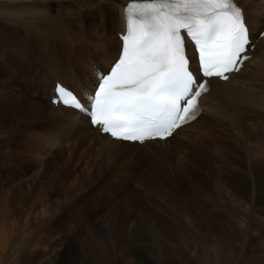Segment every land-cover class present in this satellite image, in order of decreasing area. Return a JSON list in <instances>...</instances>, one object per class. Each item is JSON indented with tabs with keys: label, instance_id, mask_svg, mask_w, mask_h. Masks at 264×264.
I'll use <instances>...</instances> for the list:
<instances>
[{
	"label": "rangeland",
	"instance_id": "1",
	"mask_svg": "<svg viewBox=\"0 0 264 264\" xmlns=\"http://www.w3.org/2000/svg\"><path fill=\"white\" fill-rule=\"evenodd\" d=\"M100 1L0 0V264H169L175 241L191 259L207 248L190 238L208 232L204 218L216 197L223 204L212 208L240 243L227 264H264V113L245 123L252 152L241 129L217 124L212 112L201 122L208 134L184 144L195 130L180 132L164 145V160L146 158L142 146L120 164L95 134H66L48 100L28 88L36 62L47 78L80 83L77 63L86 62L90 79L92 57L94 68L96 58L110 59L120 26ZM32 10L52 16L45 33L28 30ZM44 75H34L39 93Z\"/></svg>",
	"mask_w": 264,
	"mask_h": 264
},
{
	"label": "snow or ice",
	"instance_id": "2",
	"mask_svg": "<svg viewBox=\"0 0 264 264\" xmlns=\"http://www.w3.org/2000/svg\"><path fill=\"white\" fill-rule=\"evenodd\" d=\"M124 21L121 58L97 74L95 91L81 100L57 84L53 101L119 140L166 139L201 111L211 80L190 70L186 39L203 77L227 81L249 59L250 29L236 0H129Z\"/></svg>",
	"mask_w": 264,
	"mask_h": 264
},
{
	"label": "bare ground",
	"instance_id": "3",
	"mask_svg": "<svg viewBox=\"0 0 264 264\" xmlns=\"http://www.w3.org/2000/svg\"><path fill=\"white\" fill-rule=\"evenodd\" d=\"M127 1L128 0H101L99 2L102 6H106L107 8H109L110 12L114 14L113 15L114 20L117 18V25H119L121 29H123L124 26V5L126 4ZM237 1H239L244 6L247 20L251 26L253 34L256 36L258 31L261 30V28L264 26L263 25L264 2L260 0H237ZM28 16L29 19H33L31 23L27 24V27H29L28 30L30 31H32V29L38 30L39 31L38 34H40L41 32L45 33V31L43 30H47L46 28L47 24H53L52 16L50 14H45L43 11L32 10L29 12ZM111 40L113 42L112 56L111 57L109 56L110 59L108 60L99 57L98 60L96 58L95 64H96V70L98 69L97 74L99 71L103 72L104 70H106L118 53L119 46L121 44L120 40L113 36L111 37ZM257 47L259 49L256 51V54H254L252 59L248 60L245 63L244 68L241 69L238 73L233 74L227 81L221 82L218 81L217 79H212V84H213L212 91L208 95L204 96L205 102H207L208 98L212 100L209 108L213 111V113L216 114L215 120L217 121V124L227 120L231 123L232 128L241 129L238 131L241 132L243 138V139L241 138V140L246 141L245 143L248 146L246 149L247 153H249V151L254 147L251 144V141L254 138V132H251L249 125L248 127L245 128V123L247 122L246 120H248L250 117H253V115L257 113H264V38L258 41ZM94 58L95 57H92V61ZM92 61H90L89 65L91 66L92 72L94 74L95 68L93 67ZM86 67H87L86 62L83 61L80 64L77 63L75 69L76 72L79 71L80 74L82 75L81 80L79 79V81L82 82L83 85L89 82L88 83L89 88L83 90L82 88L77 87L78 86L77 83L79 82L75 81L76 85L73 82L75 89L82 95L83 99H85V93L92 92V89L94 88L96 82L98 81L97 74H94L95 77L92 74L90 79H88L89 76L87 77V72L85 73V71L87 70ZM83 68H86V70L85 69L83 70ZM248 70L250 73L245 76ZM55 79L60 81H65L68 85L69 82H71L62 75H60V78L55 76ZM44 80L47 81L46 78H44ZM56 80H53L54 81L53 84H55ZM46 87H48V83H46ZM50 90L48 91L49 93L48 98H50V94H51ZM220 101L221 103L226 105L225 106L221 105ZM50 106H51L49 107L51 112L50 117H55V119L60 120V122L62 121L60 123V126H62L63 129L66 128L65 129V131L67 132L66 134L71 135L73 132H76L77 130H80L79 132L85 131L84 137H87L91 134H95L94 136L98 139V144L106 145L105 150L107 152V157L110 158V160L114 159L116 161H120L121 162L120 164H124V163L126 164V162L131 161L130 157L132 150L141 148L142 146H146V158L147 155L153 153L154 155H156V159H159L160 161L164 160L165 156H167L166 152H169L168 149L164 148V145L170 142L171 140L175 139V136H177L180 132H185L187 130L191 131L193 129L195 130L193 134L190 133L191 135H187V138L181 140V142H183L184 144L193 143L192 139L195 137V135H196L195 138L199 139L208 134V132L205 131L202 132V130H200L204 126V124H201L203 118L202 115L194 123L179 128L170 138L166 140H152V141H147L144 144H138L136 142L135 143L124 142L121 140L111 139L107 134L99 133L98 131H96L97 129L91 127L87 116L85 117L84 114L72 108L57 107L55 109V106H53L52 104H50ZM228 112H230V114ZM65 113L67 114L74 113L79 118H75L73 116H67ZM80 118L84 119L87 125ZM85 127L87 128L85 129ZM214 129H216V127L213 126L208 131L211 133V131ZM87 130L89 131L88 133H86ZM96 132L98 134H96ZM120 147H124V148L121 149ZM159 151H161V153H159ZM253 156H255L254 151H253ZM138 157L139 155H137L136 157V164L138 163ZM128 158L130 159L128 160ZM216 204H217L216 206H221L223 203L216 197ZM216 206L213 203L212 207L218 209V207ZM212 207L211 209H209L208 212L209 216L207 218H204L208 226V232L205 233L203 236L205 240H203L204 238H202L197 241L195 237L193 238L189 237L190 239H194L193 242L195 243L192 244V246L195 245V247H197V243H199V245L203 247V242L205 241V245L207 244V248L204 247L203 251L201 252L198 248H195L192 251V256L194 258L196 257V262L194 261L195 263H193V261L191 260L193 259V257L189 259V254L187 255V250L185 249V245H182L179 241H175L174 243L176 244L177 249L174 248L175 249L174 250L175 252H173L174 257L167 259L169 264H201L205 262H206L205 264H207V262L209 264H227L232 262V259L235 255V250H233L232 247L233 246L235 247V244H238V242L237 240H233L230 237V235L227 234L225 226L222 223L224 216V215L222 216V212L221 213L216 212ZM202 208L204 207L201 206V209ZM207 209H208V203L205 204L203 213L204 211L206 213ZM220 225L224 227V229L221 228ZM219 233L223 234V237L219 236ZM201 254L203 256H201ZM202 257H205V262H203Z\"/></svg>",
	"mask_w": 264,
	"mask_h": 264
}]
</instances>
